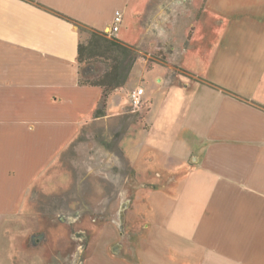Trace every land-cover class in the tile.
Segmentation results:
<instances>
[{
	"label": "crops",
	"instance_id": "0c3cea01",
	"mask_svg": "<svg viewBox=\"0 0 264 264\" xmlns=\"http://www.w3.org/2000/svg\"><path fill=\"white\" fill-rule=\"evenodd\" d=\"M196 2L0 0V225L22 216L25 188L102 99L100 86L79 82L75 21L110 33L121 11L113 35L141 48L151 71L161 67L159 83L195 95L200 110L193 106L195 119L186 120L204 150L183 154L191 196L177 199L170 216L104 228L83 264H264V0ZM156 54L166 63L152 60ZM196 57L202 64L183 63ZM116 244L135 258L114 253Z\"/></svg>",
	"mask_w": 264,
	"mask_h": 264
},
{
	"label": "rangeland",
	"instance_id": "374dc122",
	"mask_svg": "<svg viewBox=\"0 0 264 264\" xmlns=\"http://www.w3.org/2000/svg\"><path fill=\"white\" fill-rule=\"evenodd\" d=\"M78 28L80 41L85 42L90 32ZM128 35L138 40L131 31ZM140 49L127 83L110 94L106 115L86 119L77 137L25 188L22 216L0 225V264H83L104 228L120 232L132 228L135 217L166 218L177 199L189 197L185 186L190 165L183 154L193 149L200 153L204 147L202 140L195 143L190 138L186 119H195L189 110L193 106L200 110L199 105L195 95L184 98L177 86L159 83L161 67L151 71L148 64L153 62ZM196 58L183 63L202 64L203 58ZM151 59L166 63L165 54ZM80 66L84 78L98 76L105 68L101 61ZM177 70L178 66L174 76ZM181 73L220 90L201 74L193 76L184 69ZM137 87L147 90L139 107L130 97ZM125 236L121 234L123 244ZM115 248L124 259L135 256L126 245Z\"/></svg>",
	"mask_w": 264,
	"mask_h": 264
},
{
	"label": "trees",
	"instance_id": "16d2710c",
	"mask_svg": "<svg viewBox=\"0 0 264 264\" xmlns=\"http://www.w3.org/2000/svg\"><path fill=\"white\" fill-rule=\"evenodd\" d=\"M75 22L80 29L90 32L88 39L85 42L81 40L78 46L79 82L103 89L102 99L94 113V117L99 118L106 115L110 94L127 83L137 60V50L133 44L111 36L108 32ZM96 61L104 64V71L98 76L84 78L80 65Z\"/></svg>",
	"mask_w": 264,
	"mask_h": 264
},
{
	"label": "built area",
	"instance_id": "2783aa9c",
	"mask_svg": "<svg viewBox=\"0 0 264 264\" xmlns=\"http://www.w3.org/2000/svg\"><path fill=\"white\" fill-rule=\"evenodd\" d=\"M122 20H123V16L121 12L117 11L115 15L113 27L110 31L111 35L119 31ZM144 93H145L144 87H137L131 92L130 97H131V102L133 106L139 107L142 104Z\"/></svg>",
	"mask_w": 264,
	"mask_h": 264
},
{
	"label": "water",
	"instance_id": "95a60500",
	"mask_svg": "<svg viewBox=\"0 0 264 264\" xmlns=\"http://www.w3.org/2000/svg\"><path fill=\"white\" fill-rule=\"evenodd\" d=\"M116 247V246H115ZM115 247H113V250H115V251H119L118 249H116ZM118 247V246H117Z\"/></svg>",
	"mask_w": 264,
	"mask_h": 264
},
{
	"label": "flooded vegetation",
	"instance_id": "af4514ba",
	"mask_svg": "<svg viewBox=\"0 0 264 264\" xmlns=\"http://www.w3.org/2000/svg\"><path fill=\"white\" fill-rule=\"evenodd\" d=\"M115 246H118V244H116ZM120 246V245H119Z\"/></svg>",
	"mask_w": 264,
	"mask_h": 264
},
{
	"label": "bare ground",
	"instance_id": "6f19581e",
	"mask_svg": "<svg viewBox=\"0 0 264 264\" xmlns=\"http://www.w3.org/2000/svg\"><path fill=\"white\" fill-rule=\"evenodd\" d=\"M125 208V207H124ZM125 211V210H124ZM122 216H123V213H122Z\"/></svg>",
	"mask_w": 264,
	"mask_h": 264
}]
</instances>
